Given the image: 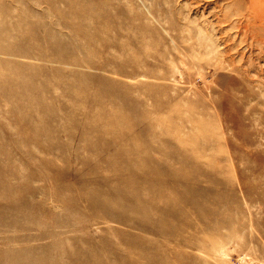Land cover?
<instances>
[{"label":"rangeland","instance_id":"rangeland-1","mask_svg":"<svg viewBox=\"0 0 264 264\" xmlns=\"http://www.w3.org/2000/svg\"><path fill=\"white\" fill-rule=\"evenodd\" d=\"M0 264H264V0H0Z\"/></svg>","mask_w":264,"mask_h":264}]
</instances>
